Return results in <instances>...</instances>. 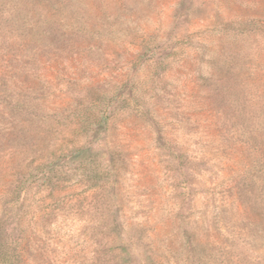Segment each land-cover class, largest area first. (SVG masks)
<instances>
[{"label": "rangeland", "instance_id": "rangeland-1", "mask_svg": "<svg viewBox=\"0 0 264 264\" xmlns=\"http://www.w3.org/2000/svg\"><path fill=\"white\" fill-rule=\"evenodd\" d=\"M99 109L104 156L24 192L20 264H127L130 239L155 264H264V0H0V218Z\"/></svg>", "mask_w": 264, "mask_h": 264}, {"label": "trees", "instance_id": "trees-1", "mask_svg": "<svg viewBox=\"0 0 264 264\" xmlns=\"http://www.w3.org/2000/svg\"><path fill=\"white\" fill-rule=\"evenodd\" d=\"M107 108V107H105ZM108 114L106 110L99 109V113H91L86 123L79 122L83 126L85 138L83 144H76L68 149L52 152L48 157L35 156L30 163L20 168L15 177L7 182L4 187L2 203L4 204L3 214L0 218V264H20L22 251L23 229L21 226L23 195L32 187L38 188L53 187L62 180L66 168H78L84 165H92L100 160L104 154L96 151L92 146L99 144L103 138L102 129H107ZM87 133V134H86ZM35 160H38L35 162ZM110 229L115 231L117 238H122L124 231L122 223L118 217H113L110 222ZM124 240V239H123ZM127 244V243H126ZM117 246L118 254L122 261L127 264H155L148 258L133 259L130 247L134 244L129 240L127 245ZM120 259V258H119ZM148 259V260H147ZM121 261V260H120Z\"/></svg>", "mask_w": 264, "mask_h": 264}]
</instances>
